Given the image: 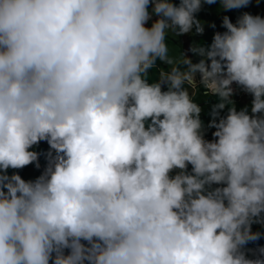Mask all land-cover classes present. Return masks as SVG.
<instances>
[{"label": "clouds", "instance_id": "obj_1", "mask_svg": "<svg viewBox=\"0 0 264 264\" xmlns=\"http://www.w3.org/2000/svg\"><path fill=\"white\" fill-rule=\"evenodd\" d=\"M216 2L0 0V264H264V17L170 55Z\"/></svg>", "mask_w": 264, "mask_h": 264}, {"label": "rangeland", "instance_id": "obj_2", "mask_svg": "<svg viewBox=\"0 0 264 264\" xmlns=\"http://www.w3.org/2000/svg\"><path fill=\"white\" fill-rule=\"evenodd\" d=\"M174 3H176V0H174ZM202 8L204 12H206L207 14L206 17H202V18L201 15H199V19L204 23V32L202 34H193V33L186 34V38L188 37L189 48H191L194 44H199V43H203L205 45L211 44L214 37V33H212L213 35L212 37L211 32L213 30H208L206 27L208 25H212L214 22H217L214 27L215 31H219V32H222V30L226 31V29L222 27V24L218 23V21L220 20L218 17L221 16L224 17L225 15H227L233 23H236L238 17H240L244 12H248L251 13L252 15H260L264 17V0H251L248 6L239 9H231V10H223L220 6L219 0H217V2L213 4L204 3ZM219 28L220 30H218ZM170 40H171L170 55L179 56L183 50L181 43L182 39L178 37L171 39L170 37ZM193 55L196 58L197 55H195L194 53ZM163 67L167 68V65H163ZM246 96L252 97L251 94ZM14 172H16V170L11 171V174ZM174 174L175 172H173V175ZM40 175L41 173H36V170L33 171L32 168L31 171L28 173L26 180H35Z\"/></svg>", "mask_w": 264, "mask_h": 264}, {"label": "trees", "instance_id": "obj_3", "mask_svg": "<svg viewBox=\"0 0 264 264\" xmlns=\"http://www.w3.org/2000/svg\"><path fill=\"white\" fill-rule=\"evenodd\" d=\"M219 19L220 20L218 21V23H222V20L223 19L221 17H219ZM216 23L217 22H214L211 26H209L208 30H212L215 27ZM191 41H192V39H191ZM182 48L185 49V50H187L190 54H192V51H191V48L192 47L191 48L188 47V37L185 38V41L184 40L182 41ZM153 72L154 73H158L157 70H154ZM153 78H155V76ZM46 145H48L47 142H46ZM47 163H48V161H42L41 160V162H40V168H41V171L42 172L44 171L45 167L47 166ZM29 167H30V165L25 166L24 171H26ZM9 170H8V174H9ZM189 170H191V165H189ZM252 230L254 232H260V233H262V235H261L260 239H258L257 241H251V242H249L248 245H247V249L257 250L260 247H264V224L254 223L252 225ZM257 254L258 253H254V252H251V251L248 253V255H249L250 258H255V255H257Z\"/></svg>", "mask_w": 264, "mask_h": 264}, {"label": "crops", "instance_id": "obj_4", "mask_svg": "<svg viewBox=\"0 0 264 264\" xmlns=\"http://www.w3.org/2000/svg\"><path fill=\"white\" fill-rule=\"evenodd\" d=\"M153 19H155V18H153ZM151 23H152V21H149L147 26L150 27L151 26ZM158 64H159V62H158ZM156 70L158 71V69H156ZM152 71H154V70H152ZM196 79L197 80L200 79L199 74H197V78ZM199 103H200V105L203 108L202 113L203 114H207V113H210L211 112L213 105H215L216 103H218V100H217L216 97L200 96L199 97ZM203 121L205 123V127H207V124L209 123V121H205V120H203ZM206 130L207 131H210V128H206Z\"/></svg>", "mask_w": 264, "mask_h": 264}]
</instances>
